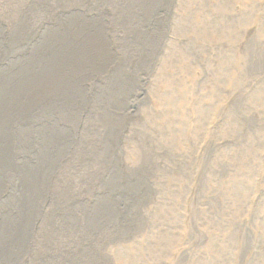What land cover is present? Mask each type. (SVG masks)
I'll return each instance as SVG.
<instances>
[{
    "label": "rangeland",
    "instance_id": "rangeland-1",
    "mask_svg": "<svg viewBox=\"0 0 264 264\" xmlns=\"http://www.w3.org/2000/svg\"><path fill=\"white\" fill-rule=\"evenodd\" d=\"M263 32L264 0H0V264H264Z\"/></svg>",
    "mask_w": 264,
    "mask_h": 264
},
{
    "label": "bare ground",
    "instance_id": "bare-ground-1",
    "mask_svg": "<svg viewBox=\"0 0 264 264\" xmlns=\"http://www.w3.org/2000/svg\"><path fill=\"white\" fill-rule=\"evenodd\" d=\"M239 8V7H238ZM264 33V32H263ZM261 35V34H260ZM263 35V34H262ZM50 81V80H49ZM52 81H57V78L56 77H53L52 78ZM24 82V81H23ZM51 86H53V85H51ZM30 87V88H29ZM28 87V89L25 91V95H28L29 96V99H28V102H27V107L28 108H30L31 106H33V104H35L34 102H36L35 101V98L34 99H32V86H29ZM35 88V87H34ZM34 90V89H33ZM24 94V93H23ZM263 94V93H262ZM19 95H20V92H19ZM14 96V95H13ZM11 97V96H10ZM8 98V97H7ZM16 98H18V97H16ZM21 98V97H20ZM20 98H18L17 99V101L15 102V104H14V108L12 109V107L10 106L9 107V98L8 99H6V106H5V108H3V113L0 115V120L2 119V121H0V123L2 122H5V121H7V119L8 118H10L12 115H15L14 113L15 112H17V110H16V108H17V106L19 105V109H18V111L20 110V109H22V107L25 105L24 103H22L21 101H20ZM38 98V97H37ZM264 98V97H263ZM10 101H11V99H10ZM19 102V103H18ZM18 104V105H17ZM1 106V105H0ZM21 111V110H20ZM1 125V124H0ZM176 245V244H175Z\"/></svg>",
    "mask_w": 264,
    "mask_h": 264
}]
</instances>
